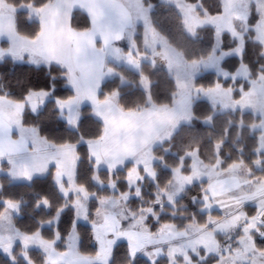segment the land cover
Returning <instances> with one entry per match:
<instances>
[{"label": "snow or ice", "instance_id": "1", "mask_svg": "<svg viewBox=\"0 0 264 264\" xmlns=\"http://www.w3.org/2000/svg\"><path fill=\"white\" fill-rule=\"evenodd\" d=\"M19 64L46 80L0 71L4 264H264V0H0Z\"/></svg>", "mask_w": 264, "mask_h": 264}, {"label": "trees", "instance_id": "2", "mask_svg": "<svg viewBox=\"0 0 264 264\" xmlns=\"http://www.w3.org/2000/svg\"><path fill=\"white\" fill-rule=\"evenodd\" d=\"M205 3L209 6H213V5H215L216 0H205ZM25 30H28V29H25ZM211 43H212L211 32L202 31L200 34V40H199L198 44H196V47L197 48L208 47ZM254 57H255V52L250 49L249 58L252 59ZM234 63H235V58H231L229 61V66H231V64H234ZM0 71L7 73V79L11 80L13 83H15L16 79H24L26 82L29 80L34 86L42 87L44 84V81L46 80V76L44 75V73L42 71L36 70L32 66H29L27 64H19V65H15V66L14 65H8L5 67H0ZM204 75L207 77L210 74L205 73ZM159 79H160V84L158 87V91H159L160 98L163 99L167 95L166 90H167L168 84L162 76L159 77ZM201 82L206 84L209 82V80L204 79ZM60 91L63 95L68 94L63 88H61ZM207 107H208L207 102H202L199 110L201 112H205V111H207ZM227 119H228L227 115L220 116L217 118L216 128L214 130L216 133H219L221 131V128L226 123ZM61 123L62 122L59 120H49V121H46V126L50 131L59 132L60 131L59 125ZM90 127H92L91 123H85L84 131L87 132ZM199 127L201 129L203 128V126H199ZM230 142H231V137H230ZM251 144H252V139L249 138L248 146L251 147ZM37 187H38V189H42L44 191H49V192L51 191L50 183L47 181L42 182ZM13 188L17 192H27V189L24 188L20 184L14 185ZM46 215H47L46 211H40L37 213V216H39V217H44ZM70 218H71V213H68L67 215H65L64 224L62 225V227H67V224H68V221L70 220ZM18 219L21 221V226L32 223V219L30 217H27V216H24V217H21ZM78 227H79V231H80L81 235L84 236V238H85L84 239V245H83L84 250L88 251V252L93 251L94 246L87 239V232L89 230V225L87 223L79 222ZM121 244L123 245L124 242H121ZM123 251H124V247H121L119 250V253H118V259L122 258ZM33 255L35 257L38 254L34 251ZM143 260H144V258L141 257L142 262H143ZM0 264H4V258L2 256H0Z\"/></svg>", "mask_w": 264, "mask_h": 264}, {"label": "rangeland", "instance_id": "3", "mask_svg": "<svg viewBox=\"0 0 264 264\" xmlns=\"http://www.w3.org/2000/svg\"><path fill=\"white\" fill-rule=\"evenodd\" d=\"M80 222H82V223H86V222H84L83 220H81Z\"/></svg>", "mask_w": 264, "mask_h": 264}]
</instances>
